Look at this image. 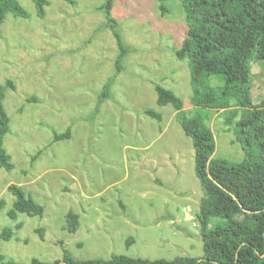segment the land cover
Returning a JSON list of instances; mask_svg holds the SVG:
<instances>
[{"label":"rangeland","instance_id":"rangeland-1","mask_svg":"<svg viewBox=\"0 0 264 264\" xmlns=\"http://www.w3.org/2000/svg\"><path fill=\"white\" fill-rule=\"evenodd\" d=\"M18 1L29 16L8 13L0 25V83L13 84L5 91L4 147L14 164L0 168V255L24 263L61 260L64 248L75 259L202 257L197 215L205 192L193 142L173 106L158 104L155 85L174 91L188 117L212 129L216 158L238 162L245 153L223 110L191 103L189 62L176 55L188 30L181 0H166L165 14L157 0H115L129 47L121 72L101 8L106 0H48L43 16L33 0ZM112 78L110 97L99 102ZM250 91L261 105L264 59L252 62ZM11 184L44 205V215L12 216ZM70 212L78 215L74 232L67 229Z\"/></svg>","mask_w":264,"mask_h":264},{"label":"trees","instance_id":"trees-1","mask_svg":"<svg viewBox=\"0 0 264 264\" xmlns=\"http://www.w3.org/2000/svg\"><path fill=\"white\" fill-rule=\"evenodd\" d=\"M38 14L43 16L48 0H33ZM74 3V0H66ZM160 2L162 14L168 12L166 0ZM186 14L187 37L176 55L188 60L195 108L223 110L225 123L234 128L235 140L242 145L245 156L231 162L216 158L215 136L201 120L189 118L183 100L169 88L155 85L159 105H172L195 150V169L205 196L201 199L200 221L204 254L202 257L180 256L172 260H150L127 255H112L109 259H75L67 248L64 258L53 262L33 258L29 263L6 259L0 264H264V102L253 103L250 91L252 62L264 59V0H181ZM115 0L101 6L108 25L117 40L120 54L117 72L123 69V57L129 47L117 28L113 15ZM8 13L29 16L18 0H0V25ZM219 85H214L212 78ZM110 79L99 102L110 97ZM7 86L12 87V82ZM0 83V168L12 170L14 164L4 147L10 131L5 110L6 87ZM33 100H36L33 98ZM144 113L158 120L162 115L153 109ZM66 133L54 135L64 139ZM16 196L12 216L26 213L42 217L44 205L38 203L22 186L11 184ZM217 219L216 223L212 220ZM79 226L78 215L70 212L67 229L74 232ZM11 228L1 235L10 237Z\"/></svg>","mask_w":264,"mask_h":264}]
</instances>
